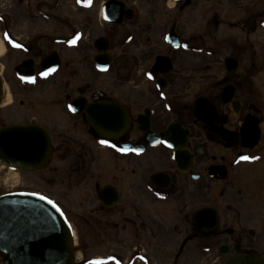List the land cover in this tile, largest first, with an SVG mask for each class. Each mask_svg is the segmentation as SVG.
Here are the masks:
<instances>
[{
  "label": "flooded vegetation",
  "instance_id": "1",
  "mask_svg": "<svg viewBox=\"0 0 264 264\" xmlns=\"http://www.w3.org/2000/svg\"><path fill=\"white\" fill-rule=\"evenodd\" d=\"M0 41V73L8 74L0 109L19 120L0 117V130L47 131L53 151L41 170L58 151L54 137L77 145L73 166L95 163L66 139L81 124L121 163L103 186L84 178L91 188L76 216L81 232L60 206L74 232V264L264 260V240L258 248L245 236L264 233V0H0ZM104 102L129 115L116 139L87 122L88 108ZM50 112L68 123L50 130ZM13 192L41 194L0 188V197ZM207 208L217 226L197 233L194 216Z\"/></svg>",
  "mask_w": 264,
  "mask_h": 264
},
{
  "label": "water",
  "instance_id": "2",
  "mask_svg": "<svg viewBox=\"0 0 264 264\" xmlns=\"http://www.w3.org/2000/svg\"><path fill=\"white\" fill-rule=\"evenodd\" d=\"M3 83L0 77V105ZM87 122L106 138H118L129 126V115L118 103L91 105ZM53 147L47 131L37 126H10L0 130V163L11 170L36 171L51 159ZM31 193L0 197V255L2 264H74V237L61 210ZM213 218V220H212ZM212 209L196 213L193 228L213 230ZM226 264H264L259 254L236 255Z\"/></svg>",
  "mask_w": 264,
  "mask_h": 264
},
{
  "label": "rangeland",
  "instance_id": "3",
  "mask_svg": "<svg viewBox=\"0 0 264 264\" xmlns=\"http://www.w3.org/2000/svg\"><path fill=\"white\" fill-rule=\"evenodd\" d=\"M0 74L2 82L4 84V78L7 77L8 74L4 71H1ZM109 79L99 86L104 88L105 90L113 89L112 83H110ZM51 92L52 90L50 89L46 95H49V93ZM52 95L56 97L57 95H61V93L57 92V95H55L52 92ZM32 96L33 98H35L36 95ZM40 98L42 97L39 95V99ZM16 99L19 100L23 98L20 96H16ZM9 100L10 96L7 97L3 105H6ZM36 115L38 117H41L40 115H42V112H40V115ZM59 116L55 112H50L46 115V118L50 120V122L48 123L50 130L56 128V125L63 127L62 125L64 123H68V121H65V115L63 116L59 112ZM0 117L4 119V122L7 121V117L9 118L10 122L19 121L18 119H15V116L11 113V111H5L4 108L0 109ZM40 121L37 122L40 123ZM78 127L79 128L75 130L76 132L74 131V135L71 136V138L66 139H73L77 141L78 144L83 147L82 151H88V156L91 155L94 157L95 163L92 164L90 168H87L86 170L82 169V167L78 168L77 166H73L72 161H74L75 158L72 153H75V150L77 148L74 147L77 145H71L70 147H67L69 144L68 142L63 143L62 138L54 137V144L55 147L58 148V151L55 153L53 162L48 168L44 170L25 172L23 174L20 173L24 171L18 172L11 170L7 172L3 169H0V188L6 191L19 189L38 191L41 194L50 197L51 200L55 201L69 214L70 219L75 223V225L81 232L82 224L76 216H78L79 211L84 213L86 207L83 204L87 199L88 193H90L89 188H91L88 185V179L86 180L87 182L84 183V178H88V175L89 177L93 175L95 178H98L97 180H99L101 186H103L108 181H112L109 180V177H111L112 174L119 175V168H121V163L118 162V159L114 158L115 155L113 154V152H110L108 149L99 147V144L95 141L94 136L88 131L85 126L81 124ZM145 170H147L148 173H152L154 169H148V166L145 165V167H143L141 171ZM126 171L130 172V170ZM123 176L127 177L128 175L127 173H125L123 174ZM23 178L25 179L24 181H27V183H23ZM165 213L169 216V219L172 220V224L177 222L178 217L176 216L173 207H167L165 209ZM252 224L255 223L253 222ZM190 233L191 232H189L188 234ZM245 236L247 239L253 241V245L257 246L258 248H260L261 244H263L262 241L264 240V233H259V230L255 231V236L253 237H251V235L248 233ZM115 241H117V239ZM116 245L117 244L113 246ZM97 250L103 252L105 249H103V247H97ZM119 251L124 252V249L120 248Z\"/></svg>",
  "mask_w": 264,
  "mask_h": 264
},
{
  "label": "snow or ice",
  "instance_id": "4",
  "mask_svg": "<svg viewBox=\"0 0 264 264\" xmlns=\"http://www.w3.org/2000/svg\"><path fill=\"white\" fill-rule=\"evenodd\" d=\"M7 35V34H5ZM12 43L15 45V41H12ZM70 43H75V41H70ZM17 47H22V45H15ZM185 47H187V45H185ZM49 71H55V69H50ZM49 73L48 72H45V73H42V75L44 76H47ZM22 79H26V80H30L31 82H35V78L34 77H23ZM69 108L72 109V111H75L74 108H72L71 105H69ZM102 144H108L109 142L108 141H101ZM171 146V145H169ZM112 147H116V145H112ZM121 151H127L126 149H121ZM133 151H136V150H133ZM244 159H249L248 157H244ZM32 195H40L39 193H32ZM41 199H44V200H47L48 203L50 204H53L54 207L57 208V210H59V206L55 204L54 201L50 200L47 196H41L40 197ZM0 224H2V222H0ZM0 238H3V231H0ZM96 264H102V262H99L97 261Z\"/></svg>",
  "mask_w": 264,
  "mask_h": 264
},
{
  "label": "bare ground",
  "instance_id": "5",
  "mask_svg": "<svg viewBox=\"0 0 264 264\" xmlns=\"http://www.w3.org/2000/svg\"><path fill=\"white\" fill-rule=\"evenodd\" d=\"M3 52H4V48H3L2 43L0 41V54H3ZM74 244H75V241H74Z\"/></svg>",
  "mask_w": 264,
  "mask_h": 264
}]
</instances>
